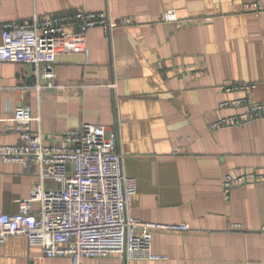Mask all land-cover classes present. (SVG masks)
<instances>
[{
	"label": "crops",
	"instance_id": "obj_1",
	"mask_svg": "<svg viewBox=\"0 0 264 264\" xmlns=\"http://www.w3.org/2000/svg\"><path fill=\"white\" fill-rule=\"evenodd\" d=\"M264 0H0V23L35 14L106 12L133 24L106 34L101 27L57 43V86L34 88L35 68L0 62V145L18 107H29L46 145L84 124L115 132L128 177L137 181L132 215L148 223L188 224L190 231L153 233L167 260L126 261L119 254L82 264H264V183L222 193L227 174L264 173V117L212 132L211 125L246 109L228 100L264 103ZM177 11L181 23L163 14ZM206 19H211L207 21ZM188 20H200L186 23ZM200 22V23H199ZM0 45L2 38L0 35ZM254 84L226 93L222 87ZM38 168L0 163V214L16 215L37 182ZM39 211V203H34ZM240 224L239 230L231 225ZM0 264H72L47 258L25 237L0 245Z\"/></svg>",
	"mask_w": 264,
	"mask_h": 264
},
{
	"label": "built area",
	"instance_id": "obj_2",
	"mask_svg": "<svg viewBox=\"0 0 264 264\" xmlns=\"http://www.w3.org/2000/svg\"><path fill=\"white\" fill-rule=\"evenodd\" d=\"M260 10L264 11V7ZM163 21L182 22L174 9L165 11ZM195 21L200 20L186 23ZM133 23L130 18L112 20L106 12L35 14L24 23H0V62L32 65L34 88L41 90L40 81L44 80L45 88L54 89L57 86L54 58L59 40L73 33L84 35L96 27L111 34L116 28ZM254 88V84L222 87L226 93ZM241 107L246 109L243 113L212 124L211 131L241 127L264 117V103L255 104L249 98L220 104L221 109ZM34 120L29 107H18L6 120L5 132L17 134L19 142L0 145V163L22 165L27 173L37 167L38 174L31 196L20 204L19 213L0 214V245L10 237L22 236L30 247H40L45 257H70L72 264H82L84 258H105L112 254H119L126 261L167 260V256L153 249L154 231L186 233L190 226L148 223L132 215L137 181L125 173L118 135L105 126L84 124L64 133L62 143L46 145L42 133L32 129ZM262 183L264 173L227 174L221 185L222 193L230 200L235 188ZM34 203L40 205L37 212ZM241 228L240 224L231 225L232 230ZM261 232L264 233V226Z\"/></svg>",
	"mask_w": 264,
	"mask_h": 264
},
{
	"label": "rangeland",
	"instance_id": "obj_3",
	"mask_svg": "<svg viewBox=\"0 0 264 264\" xmlns=\"http://www.w3.org/2000/svg\"><path fill=\"white\" fill-rule=\"evenodd\" d=\"M49 184L51 185L52 183H51V182H49Z\"/></svg>",
	"mask_w": 264,
	"mask_h": 264
}]
</instances>
